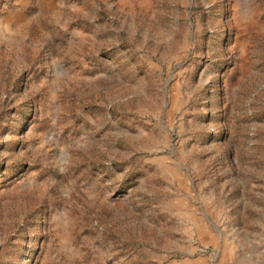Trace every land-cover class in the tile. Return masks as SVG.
Returning a JSON list of instances; mask_svg holds the SVG:
<instances>
[{
    "label": "rangeland",
    "instance_id": "rangeland-1",
    "mask_svg": "<svg viewBox=\"0 0 264 264\" xmlns=\"http://www.w3.org/2000/svg\"><path fill=\"white\" fill-rule=\"evenodd\" d=\"M0 264H264V0H0Z\"/></svg>",
    "mask_w": 264,
    "mask_h": 264
}]
</instances>
